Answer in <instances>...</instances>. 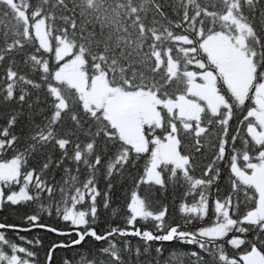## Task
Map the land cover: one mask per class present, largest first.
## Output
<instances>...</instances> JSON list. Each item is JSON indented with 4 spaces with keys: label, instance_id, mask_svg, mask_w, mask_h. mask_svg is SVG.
I'll return each mask as SVG.
<instances>
[{
    "label": "trees",
    "instance_id": "obj_1",
    "mask_svg": "<svg viewBox=\"0 0 264 264\" xmlns=\"http://www.w3.org/2000/svg\"><path fill=\"white\" fill-rule=\"evenodd\" d=\"M11 1L0 0V162L17 160L20 174L16 182L1 183L0 223L80 229L81 244L56 248L50 264H246L243 256L252 249L264 258V219L246 220L256 192L229 167L240 109L223 126L210 117L200 146L180 131L190 162L186 168L163 162L161 181L147 182L150 150H134L101 109L85 108L80 92L56 77V51L64 41L82 59L87 78L102 74L123 92L172 100L185 94L188 72L202 71L197 62L208 67L203 40L233 33L225 19L232 14L250 29L245 52L259 83L264 0ZM36 20L44 23L48 48L33 32ZM160 110L158 137L172 120ZM239 132L245 145L244 125ZM22 188L27 198L11 202L9 195ZM134 196L143 217L133 218ZM220 226L221 235L208 233ZM76 239L40 228L0 229V264H46L54 244Z\"/></svg>",
    "mask_w": 264,
    "mask_h": 264
},
{
    "label": "rangeland",
    "instance_id": "obj_2",
    "mask_svg": "<svg viewBox=\"0 0 264 264\" xmlns=\"http://www.w3.org/2000/svg\"><path fill=\"white\" fill-rule=\"evenodd\" d=\"M8 2L12 3L11 0ZM19 13L25 18L24 12L19 10ZM225 19L233 24V33L217 32L203 40L202 49L206 55L208 67L205 66V62H197L196 65L202 71L188 72V87L185 94L169 101H162L149 91L118 90L111 87L102 74L87 78L82 70V59L72 56L71 47L64 41H60L56 51L57 59L60 61L56 77L67 81L80 92L85 108L90 111L101 109L119 135L134 150L141 152L150 150L151 162L145 174L147 182L161 181L158 168L163 162L172 163L180 168H184L186 163L184 157L179 154L172 125L169 132L161 137L156 135V131L163 125L160 107H164L170 115L176 114L184 123L187 118L185 112L187 109L200 106L216 112L220 105L229 102L228 99L234 97L242 100L250 87L264 89V82L255 83L253 59L245 52L250 29L237 21L232 14H227ZM33 32L42 46L48 48L49 39L42 20L35 21ZM220 90H224L227 97L224 98ZM259 121L264 125V119ZM252 131L250 128V132ZM251 167V170L245 171L234 167V171L244 183L252 185L251 187L257 190L256 206L246 218L247 221L256 222L264 219V162L260 161ZM19 170L17 160L0 162V205L4 196L1 183L16 182L20 174ZM28 180H30L29 177ZM27 196L26 189L22 188L11 193L8 199L14 203ZM225 207L219 205V209H223L225 216L228 217ZM130 209L133 218L143 217L146 214L137 196L133 197ZM81 221L83 218H77L74 222ZM223 231L224 228L220 226L208 233L221 235ZM243 261L246 264H264V258L257 249H252L245 254Z\"/></svg>",
    "mask_w": 264,
    "mask_h": 264
},
{
    "label": "flooded vegetation",
    "instance_id": "obj_3",
    "mask_svg": "<svg viewBox=\"0 0 264 264\" xmlns=\"http://www.w3.org/2000/svg\"><path fill=\"white\" fill-rule=\"evenodd\" d=\"M261 82H264V80ZM220 92L224 98L225 96L227 97L224 90H220ZM228 100L229 102H227V104L220 105L216 112H212L209 109L202 108L200 106L187 109L185 111L187 113V118L184 123L176 114H173L171 115L172 120L170 125L174 128L173 133L177 138L179 154L186 160L184 167L186 168V165L190 162V156L182 152V143L179 134L180 131L188 133V135L192 137L195 146H200V141L201 138L205 136L204 134L206 133L207 125L211 124L212 119L210 117L216 116L217 120L215 121V124L222 125L225 123V119H230L232 115H235V113L232 112L234 109H240L241 112L238 114V120L235 121V123L238 124V128L235 131L237 135V146L231 158L232 160L229 167L237 180L243 182L241 177H237L234 167L241 171H245L251 170V166L256 165L260 161L264 162V125L259 121V119H264V89H258L253 86L249 88L248 93L245 94L242 100H238L234 97L233 99ZM233 105L234 107H232ZM242 125H244V131L248 138V142H245V145H240L239 128ZM250 128H252V132H250ZM258 135L259 137H257ZM218 153L221 157L225 154L224 144L222 142L219 145ZM252 188L256 192V195H258L257 190L254 187Z\"/></svg>",
    "mask_w": 264,
    "mask_h": 264
},
{
    "label": "water",
    "instance_id": "obj_4",
    "mask_svg": "<svg viewBox=\"0 0 264 264\" xmlns=\"http://www.w3.org/2000/svg\"><path fill=\"white\" fill-rule=\"evenodd\" d=\"M36 228H40V229H44V230H47V231H50L56 235H59V236H65V235H69V234H75L77 236V239L69 244H65V243H57V244H54L49 252H48V256H47V260H46V264H50V261H51V258H52V253L53 251L58 248V247H67V246H76V245H79L81 244L82 240H83V232L78 229V228H74L70 231H63V230H56L54 228H51V227H48V226H44V225H33L31 227H27V228H23V227H19V226H6L2 223H0V229H10V230H18V231H26V230H30V229H36Z\"/></svg>",
    "mask_w": 264,
    "mask_h": 264
}]
</instances>
